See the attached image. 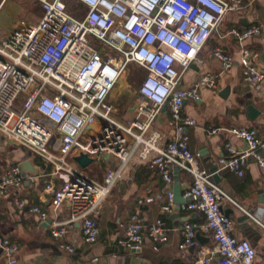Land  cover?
Returning a JSON list of instances; mask_svg holds the SVG:
<instances>
[{"label":"built area","instance_id":"built-area-1","mask_svg":"<svg viewBox=\"0 0 264 264\" xmlns=\"http://www.w3.org/2000/svg\"><path fill=\"white\" fill-rule=\"evenodd\" d=\"M37 1L44 8L40 21H22L0 39V132L51 166L45 174V190L53 195L54 209L67 205L70 212L68 219L51 227L59 248L76 252L69 240L75 224L81 225L86 242L97 241L104 202L123 179L128 163L139 161L168 186L166 212L175 206L174 169L192 176L184 192L188 202L181 209L199 212L204 221L184 224L182 250L195 246L196 234L202 232L212 235L218 264H255L256 249L233 234V220L221 210L220 199L228 196L200 167L190 146L189 130L197 120L185 114L184 102L201 100L203 89L216 92L217 76L206 73L191 87H181L185 71L202 63L199 54L211 35L229 12L242 9L243 0H73L85 11L80 16L70 11L67 0ZM226 34L245 43L264 36V28L232 27ZM213 54L224 70L232 68L234 58L226 50L216 47ZM241 54L244 82L256 91L264 90V71L250 61L248 49L242 48ZM132 64L146 70L147 77L132 115L122 117L111 96ZM165 107L174 129L167 142L153 130ZM223 132L245 142L247 150L228 142L219 159L222 169L242 178L253 158L264 172V143L254 128L210 130L211 135ZM82 153L105 167L102 180L90 178L74 161ZM64 174L67 179L58 188L55 179ZM27 179L20 164L10 166L0 179V197L13 194L17 207L26 208L21 192ZM30 210L41 220L50 216L38 206ZM147 240L154 249L168 240L165 221L158 218L146 225L137 211L117 244L141 250ZM0 252L5 264L19 263L18 246L10 238L0 237Z\"/></svg>","mask_w":264,"mask_h":264},{"label":"crops","instance_id":"crops-1","mask_svg":"<svg viewBox=\"0 0 264 264\" xmlns=\"http://www.w3.org/2000/svg\"><path fill=\"white\" fill-rule=\"evenodd\" d=\"M67 1L72 13H85L75 1ZM23 12L29 17L20 19ZM41 17L31 0L25 6L22 0L14 3L11 0H0V39L8 36L22 21L34 24ZM253 24L264 28V0H243L241 10L229 12L225 16L221 26L213 32L199 54L202 63L192 64L185 71L181 87H191L206 73L217 76L216 92L203 89L201 100L184 102L185 114L197 120V125L189 130L190 146L198 156L200 167L211 175L214 182V175L219 178V183H215L228 196L220 199V205L223 213L233 220V234L238 239L249 241L256 249L255 264H264V228L254 220L258 219L264 225V172L253 158H249L242 178L222 169L219 159L226 153V144L232 143L241 151L247 150V144L228 132L210 134L213 128H254L264 143V90L256 91L244 82L241 54L242 48L248 49L252 54L250 61L264 71V36L241 43L226 34L232 27L242 29ZM216 47L223 48L233 56L231 69L224 70L220 60L214 56L213 49ZM132 107L127 109V115H132ZM153 130L159 131L165 142L171 140L174 129L169 108H164ZM28 159H32L42 172L35 178L26 175L29 179L24 183L21 198L26 201L27 207L18 208L13 194L7 198L0 197V237L10 238L18 246V264H218L219 255L215 253L216 244L211 234L197 232L200 238H196L195 246L187 250L180 248L184 224L204 221L199 212L181 209L187 203L184 192L192 182V176L185 171L181 170L179 174L183 196L180 201L174 198L175 206L166 212L163 210L168 190L165 182L147 163H128L123 179L115 185L103 204L98 218L100 234L97 241L93 244L86 242L81 225L75 224L70 229L69 240L76 247V252L68 254L59 248L50 232L53 222L68 219L70 213L67 205L54 209L53 195L45 190V174L51 166L45 164L40 156L11 143L0 132V179L7 168ZM101 166L100 161H94L84 172L94 180H102ZM65 179V174L55 179L56 186L61 187ZM33 206L49 212V218L41 220L31 212ZM136 211L145 217L146 225L158 218L165 221L168 240L157 249L149 240L137 252L117 244L130 216ZM94 259L98 261L94 263ZM5 263L0 252V264Z\"/></svg>","mask_w":264,"mask_h":264},{"label":"rangeland","instance_id":"rangeland-1","mask_svg":"<svg viewBox=\"0 0 264 264\" xmlns=\"http://www.w3.org/2000/svg\"><path fill=\"white\" fill-rule=\"evenodd\" d=\"M31 1L34 8H36V10L38 11V16L40 18L44 13L43 12L44 9H42V6L36 0H31ZM11 2L14 3L16 2V0H11ZM27 4H29V0H22L23 6ZM25 16L29 17L27 13L23 12L22 17L20 16L19 18L23 19L25 18ZM146 77H147L146 70L141 68L139 65L132 64L128 67L126 73L119 81L118 85L114 89V92L111 96L112 102L119 108L118 116L124 117L128 114L127 109L129 107H132L133 104L138 100L140 87L143 84ZM104 172H105V167L102 166L100 168L101 177L104 175Z\"/></svg>","mask_w":264,"mask_h":264},{"label":"water","instance_id":"water-1","mask_svg":"<svg viewBox=\"0 0 264 264\" xmlns=\"http://www.w3.org/2000/svg\"><path fill=\"white\" fill-rule=\"evenodd\" d=\"M74 161L81 167V168H87L88 166H90L92 163H94V159L92 157H90L88 154L86 153H82L79 156L74 157ZM22 172L25 175H29L32 177H36L39 176L40 173L42 172V170H40L39 168H37L33 162L32 159H28L24 162H22L20 164ZM45 168V167H44ZM181 172L180 168H175L174 169V175H175V194H174V198L178 199L179 201L182 198V187H181V182H180V178H179V174ZM214 180L216 183H219V178L214 175ZM188 202V200H187ZM196 238H200V233L196 234ZM133 252H137L139 250H132Z\"/></svg>","mask_w":264,"mask_h":264},{"label":"trees","instance_id":"trees-1","mask_svg":"<svg viewBox=\"0 0 264 264\" xmlns=\"http://www.w3.org/2000/svg\"><path fill=\"white\" fill-rule=\"evenodd\" d=\"M142 68V67H141ZM137 212V211H136ZM135 213V212H134ZM152 243V242H151ZM154 245V244H153Z\"/></svg>","mask_w":264,"mask_h":264}]
</instances>
